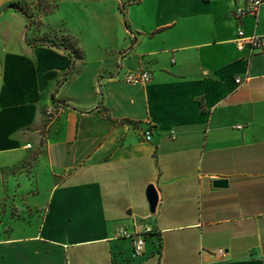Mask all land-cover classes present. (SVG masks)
Returning <instances> with one entry per match:
<instances>
[{"label":"crops","instance_id":"0c3cea01","mask_svg":"<svg viewBox=\"0 0 264 264\" xmlns=\"http://www.w3.org/2000/svg\"><path fill=\"white\" fill-rule=\"evenodd\" d=\"M19 1L0 0V264H264V0L239 20L245 0H57L42 21L73 60L32 43ZM238 27L261 47L238 49ZM148 227L134 256L121 230Z\"/></svg>","mask_w":264,"mask_h":264},{"label":"built area","instance_id":"2783aa9c","mask_svg":"<svg viewBox=\"0 0 264 264\" xmlns=\"http://www.w3.org/2000/svg\"><path fill=\"white\" fill-rule=\"evenodd\" d=\"M263 4V0H245L243 5L236 6L232 12V15L236 19H240L242 17L250 16L256 18L258 12ZM235 45L238 49L243 46H249L251 51L258 49L261 47V37L255 33L245 34L241 27L237 28V35L234 39ZM123 80L126 82H147L150 80V74L147 70H138V71H130L123 75ZM236 83H241L242 80L237 77L235 79ZM66 105L63 102H51L44 107L43 115L47 122H51L58 114H60ZM153 127L152 125H148L147 129L143 132V139L146 141H150L152 137ZM174 137V135H172ZM29 147V144H27ZM151 228H145L144 232L141 234H132L127 233L126 230H121V235L129 237L131 240V249L132 254L134 256L139 255L142 252L143 245L145 242V234L149 233ZM158 242V241H157ZM159 246V242H158ZM159 250V249H158ZM217 254L223 255L224 250L218 249L216 250Z\"/></svg>","mask_w":264,"mask_h":264},{"label":"rangeland","instance_id":"374dc122","mask_svg":"<svg viewBox=\"0 0 264 264\" xmlns=\"http://www.w3.org/2000/svg\"><path fill=\"white\" fill-rule=\"evenodd\" d=\"M54 2L57 3V6L51 12L53 13L58 7L57 0H20L16 4L22 15L26 17L28 27H33L35 30V36H33L32 43L50 44V41H52L53 45L62 44L72 48L73 51L77 50L78 47L74 36L66 35L64 24L62 22L58 23L59 25L54 31H46L44 28L42 17L48 15L46 13L51 9ZM59 12L62 16L67 17L72 10L69 8H62ZM80 19H82V17L74 15V19H72L74 24H72V26H74V29L81 27L86 30V26L81 24ZM62 48L64 47L62 46ZM14 197L15 196H13V199L7 203L12 214L25 218V216L29 217L35 215L36 212H39V209L29 207L24 202L15 200Z\"/></svg>","mask_w":264,"mask_h":264},{"label":"water","instance_id":"95a60500","mask_svg":"<svg viewBox=\"0 0 264 264\" xmlns=\"http://www.w3.org/2000/svg\"><path fill=\"white\" fill-rule=\"evenodd\" d=\"M215 187H222L226 185V180H215L213 182ZM146 199L148 203V209L150 212H154L156 204H157V192L155 187L152 184H149L146 189Z\"/></svg>","mask_w":264,"mask_h":264},{"label":"trees","instance_id":"16d2710c","mask_svg":"<svg viewBox=\"0 0 264 264\" xmlns=\"http://www.w3.org/2000/svg\"><path fill=\"white\" fill-rule=\"evenodd\" d=\"M56 6H57V3L56 2H54V4L52 5V7H51V9L46 13V14H50L55 8H56ZM10 7L11 8H13L14 10H16V11H18V12H20L19 11V9H18V7H17V4H11L10 5ZM21 13V12H20ZM22 14V13H21ZM26 18V17H25ZM26 27H28V22L26 23ZM51 43V45H53V43H52V41H50ZM35 44V43H34ZM54 45H56V46H63L64 48V50H66L67 52H68V55L70 56V60H73V58L75 59L76 57H79L80 55H81V53H80V48H78L77 50H72V48H70V47H68V46H64V45H62V44H54ZM156 236H157V238H158V242H159V246H158V248L160 249V238L158 237L159 235L158 234H156Z\"/></svg>","mask_w":264,"mask_h":264}]
</instances>
